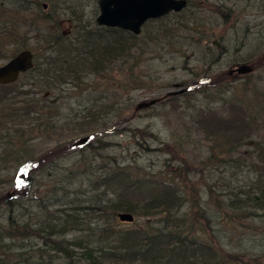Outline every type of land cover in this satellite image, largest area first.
Masks as SVG:
<instances>
[{
    "label": "rangeland",
    "instance_id": "rangeland-1",
    "mask_svg": "<svg viewBox=\"0 0 264 264\" xmlns=\"http://www.w3.org/2000/svg\"><path fill=\"white\" fill-rule=\"evenodd\" d=\"M38 1L47 5L42 13L50 22L34 20L35 25L25 36L31 47L44 44L45 38L52 39V27H58L64 36L76 35L77 29L95 25L99 13L98 0H25L24 4L29 7ZM187 4L177 14L144 23L130 54L121 60L116 58L98 72H81L76 81L68 76L62 82L55 81V88L47 91L35 86L29 74L17 79L12 88L21 91L32 89L33 83L34 94L27 90L25 95L38 99L43 112L39 117L32 113L15 121L8 108L0 112V119L7 124L0 134L1 228L7 219L3 200L14 196L25 200L29 213L20 216L26 220L33 214L39 219L66 207L62 205L65 201L89 206L81 211L79 229L63 236L72 242L81 239L101 247L97 238L102 237L103 227L116 233L157 227L166 216L161 210L149 216L133 215L131 222L102 213V203L96 202L116 196L131 200V190L109 176L117 165L125 176L153 179L149 194L166 184L184 195L177 217L191 222L190 236L214 247L222 264H264V216L257 214L260 210L257 215H249L247 212H254L251 206L229 204L232 190L253 181L255 165L264 157L254 152L257 143L264 145V0H188ZM17 5L0 0L5 12H0L1 22L9 20L5 9ZM27 11L25 17L35 16L31 7ZM8 44L6 48L11 50L14 44ZM43 55L40 48L37 62H42ZM6 61L1 59L0 66ZM241 63L253 66L249 78L237 72L228 77L227 71ZM201 79L206 87L230 85L221 90L220 100L216 92L209 97L196 93L174 101L166 99L168 92L191 88ZM25 95L16 94L15 108L23 107L21 97ZM231 97L250 101H244L246 105L236 112ZM155 98L160 99L155 106L136 109L138 103ZM91 103L95 109L90 110ZM245 107L256 116L257 127L220 136L224 132H218L210 120L214 116L240 117ZM212 127L216 131L209 133ZM82 137L88 140L77 145ZM28 159L38 161L31 191L38 189L36 195L44 198L48 212L44 204L41 207L30 201L28 191L17 192L16 173ZM30 178L22 182L26 190ZM102 178L109 186H100ZM106 235L110 244L118 234ZM0 243L4 247L0 253L5 252V258L16 264H29L22 258L42 260L37 248L41 240L36 237ZM67 246L74 249L72 264H87L81 247ZM47 254H52L47 264H69L62 252Z\"/></svg>",
    "mask_w": 264,
    "mask_h": 264
},
{
    "label": "trees",
    "instance_id": "trees-1",
    "mask_svg": "<svg viewBox=\"0 0 264 264\" xmlns=\"http://www.w3.org/2000/svg\"><path fill=\"white\" fill-rule=\"evenodd\" d=\"M11 1L18 5L11 8V10L5 9L9 19H7L8 21L1 22L0 20V60L7 59L8 61L23 49L30 50L34 55V67L31 70L20 74V77L24 74H29L32 81H34V85L41 86L46 91L55 88V81L62 82L63 79L68 76L72 77V81H76L81 72L87 71L89 73V71H91L92 73H95L106 65H109L116 58L121 60L126 57L128 53L130 54V49L138 37V35L124 29L113 27L107 28L97 26L96 24L83 26L82 29L76 30V35L73 34L70 36H64L58 27H52L51 30L54 29L52 39L44 37L46 39L44 44L40 43L31 47L28 41L25 40V36H27V30L29 29L31 31L33 25H35L34 20H36V23L50 22L45 15L46 13H42L43 4L40 5L38 1V3L35 2L32 6L27 7V3L24 4L25 0ZM186 1L188 3V0ZM30 7L31 10L33 9V11H35V16L33 18H27L24 15L29 12L27 11V8L30 9ZM3 10L4 9L0 8V12L5 13ZM22 27L25 28L24 31ZM18 30H20L19 33L17 32ZM6 42L14 44L11 50L6 48V46L10 45L8 43L6 44ZM26 46L29 48H25ZM40 48L44 50L45 54L43 55L41 63L37 62V58L40 57ZM57 76H60V79H56ZM245 76L249 78L250 75ZM18 80L13 84H0V112H3L5 108H8L7 110H10L11 113H13L11 118L13 121H15V119L17 120V118L31 115L32 113L38 114L39 117L41 112H43V108L39 105V100L29 98L28 95H25L28 93L27 90H31V93L34 94L33 83L31 84L32 89L21 91L18 90L19 87L12 88L17 84ZM198 81L199 82L197 83H193V87L188 88L185 93L176 96H167L166 99L168 101H174L179 97H187L196 93H200L204 97H209L213 92H216L218 93V98L220 100L222 97V94L220 93L222 92L221 90L225 91L224 88H228L230 85L225 83L221 87H219L220 84H218V86L213 85L206 87L203 85V79ZM16 94L17 97L20 94L25 95V97H21L24 100L22 108H15L17 104ZM231 100L233 102V107H236L234 108L236 112L240 111V108L246 105L244 101H250L235 99L232 97ZM95 108L94 104L91 103L90 110ZM243 112L244 113H242L240 117H236V114L231 118L214 116L210 121L213 122L214 127L218 132H224L220 136H225L230 133H238L237 131L242 132L244 128H250L253 130L257 127V124H259L258 120H256V116L253 117L246 107ZM1 120L2 119H0V134L2 133V127L7 125L6 123L3 124L5 122L3 120L1 124ZM216 130L213 128V130H209L208 132L213 133ZM243 136L244 133L240 134V137H238L240 141L243 140ZM260 144H256L254 152L264 154V145ZM55 149H57V147H55ZM80 154L82 155L83 151ZM261 161L255 165L256 168L253 170V174H255L253 181H250L251 183L248 181L245 182V188H239L237 190L234 188L231 192V196H229V204H232L234 207H253L254 212H247L252 216L257 214L264 216V157H261ZM37 162L28 159V161L20 167L16 173L15 185L18 193L28 191L30 195H32L30 201L36 202L41 205V207L44 204V207L47 208L46 212H48L49 209L44 203V198L42 196L38 198L36 195L38 189L36 192H34V190L31 191L34 185L32 178L35 179L37 174L34 170L36 167H39ZM111 170L113 171L109 176L116 177L118 184L123 185L125 189L131 190L132 196H130L131 200H125V198L121 196H116V198L113 199H106L105 202H96L98 204L102 203V213L107 212L110 215H117V217L120 213L149 216L150 214H157L153 213V211L157 212V210H161L163 211V215L166 216L160 219L161 222L158 220L160 224L157 227L154 226L150 229L139 228L118 233H116L117 231L111 230L109 227H103L100 230V235L102 234V237L97 238L103 245L101 247L95 243H84L81 239L72 242L66 240L63 236L65 233L79 229L81 226V211L83 212L85 209L89 208V206L84 205L80 207L74 202L65 201L66 203H63L62 205H65L66 207H62L61 205L62 208L58 207L48 214L41 215L39 219L33 214L26 220L20 216L25 211L29 213V210L25 206L26 202L25 200L22 201V199H16L14 196L13 198L8 197L3 200V206L7 210V219L4 221L6 222L5 226L2 228L0 227V242L5 239H21L22 237H36L40 239L41 245L37 248L39 251V257L42 260L39 262L38 260L33 261L32 259L29 260L28 258H22V260H25L29 264H47L49 261L48 258H51L53 254L47 253L54 251L62 252L64 257L68 258L69 264H72L74 249L67 246L68 244L73 247H81V255L83 259L87 261V264L223 263L222 259L218 258L219 255L216 249H214V247L208 242H198L190 236L191 228L189 226L191 225V222H187L183 217H177L179 209H181L184 204V195L182 196L181 193L176 192V189H173L166 184L165 186L160 187L158 192L149 194L148 189L150 188L153 179H146L139 176L133 177L132 174L130 176H125L121 174L123 169L118 168L117 165ZM47 172L49 173V171ZM39 175L42 179V175L40 173ZM27 176L31 177L30 179L32 181L28 190H26L22 184L24 178H27ZM100 176L105 178L107 174L104 176L102 174ZM104 178L100 180L103 181ZM34 182L36 181L34 180ZM36 184L37 186H40L37 182ZM109 184L110 183L107 181H103L100 186H109ZM51 189H53V191L57 190L55 187H52ZM62 189H64V187H62L61 190ZM35 196L36 198H34ZM30 201L28 200L27 202L30 203ZM41 201L43 202L41 203ZM52 205L55 204L52 203ZM57 205L60 206V204ZM257 210H260L261 212L256 214ZM184 226L189 228H184ZM107 233L118 234L110 244L107 243ZM2 246L3 245L0 243V249H4ZM14 262L15 260L11 261L5 258V252L0 253V264H16Z\"/></svg>",
    "mask_w": 264,
    "mask_h": 264
},
{
    "label": "water",
    "instance_id": "water-1",
    "mask_svg": "<svg viewBox=\"0 0 264 264\" xmlns=\"http://www.w3.org/2000/svg\"><path fill=\"white\" fill-rule=\"evenodd\" d=\"M99 13L95 18L98 26L120 28L129 31L135 35L141 33V26L152 19H159L171 12H181L187 6L186 0H98ZM46 4L43 3V8ZM215 43V42H214ZM215 45H217L215 43ZM34 55L28 49H23L13 56L12 59L6 61L0 66V84L14 83L20 74L31 70ZM237 72L239 75H247L253 71V66L246 63L237 65L236 68L229 70V73ZM186 89H179L168 92L167 96H176L185 92ZM159 98L138 103L137 110L154 106ZM88 140L82 137L77 145L84 144ZM120 221L130 222L133 215L130 213H120L118 215Z\"/></svg>",
    "mask_w": 264,
    "mask_h": 264
},
{
    "label": "flooded vegetation",
    "instance_id": "flooded-vegetation-1",
    "mask_svg": "<svg viewBox=\"0 0 264 264\" xmlns=\"http://www.w3.org/2000/svg\"><path fill=\"white\" fill-rule=\"evenodd\" d=\"M188 6V5H187ZM171 13H176L177 14V12H171ZM171 13H168V14H171ZM168 14H166V15H168ZM146 23V22H145ZM235 65V64H234ZM230 70V69H229ZM230 75H234V76H236L237 74H236V72H232V73H229V71H227V76L229 77Z\"/></svg>",
    "mask_w": 264,
    "mask_h": 264
}]
</instances>
